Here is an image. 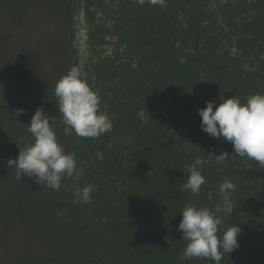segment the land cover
Here are the masks:
<instances>
[{
    "label": "trees",
    "instance_id": "1",
    "mask_svg": "<svg viewBox=\"0 0 264 264\" xmlns=\"http://www.w3.org/2000/svg\"><path fill=\"white\" fill-rule=\"evenodd\" d=\"M166 4L82 0L94 49L82 70L113 127L95 139L66 136L82 175L42 196L48 222L34 264H45L44 247L53 248L52 264H215L180 259L187 242L177 228L186 206L222 202L225 179L235 185L234 210L221 215L218 236L230 226L241 232L220 264H264V167L202 131L198 115L206 101L264 94V0ZM70 57L66 73L78 65ZM197 156L206 183L194 196L181 185ZM88 184L91 202L73 203Z\"/></svg>",
    "mask_w": 264,
    "mask_h": 264
},
{
    "label": "rangeland",
    "instance_id": "2",
    "mask_svg": "<svg viewBox=\"0 0 264 264\" xmlns=\"http://www.w3.org/2000/svg\"><path fill=\"white\" fill-rule=\"evenodd\" d=\"M64 1L0 0V264H34L36 235L48 222L42 196L50 188L27 177L17 180L7 161L18 156L19 145L32 142L26 124L38 108L59 115L54 87L66 74L70 54L85 71L94 58L82 0H67L66 25L54 19ZM21 108L24 113L16 116ZM53 127L66 148L63 126L56 121ZM41 253L45 264H52L53 248Z\"/></svg>",
    "mask_w": 264,
    "mask_h": 264
},
{
    "label": "clouds",
    "instance_id": "3",
    "mask_svg": "<svg viewBox=\"0 0 264 264\" xmlns=\"http://www.w3.org/2000/svg\"><path fill=\"white\" fill-rule=\"evenodd\" d=\"M133 2L167 7L166 0ZM54 95L59 115H45L44 109L38 108L30 123L26 124L27 131L33 137L32 142L24 147L19 145L18 156L8 159L7 165L15 168L17 180L27 177L34 179L38 185L59 192L65 178L75 177L79 180L82 170L78 169L74 154L68 153L59 142L53 127L55 122L59 121L63 126L65 136L75 134L81 138L93 139L111 131L113 125L107 114L98 111L99 96L89 86L80 66L73 65L57 80ZM221 100L218 106H215V101H206V107L198 110L202 131L213 138H224L233 145L235 155L255 160L264 167V94H251L244 103L235 96ZM24 111L22 108L17 109L15 115L19 116ZM228 155L229 153L223 152L212 156L217 164H223ZM204 163V159L197 156L193 163L184 165L188 177L181 185V191H190L194 196L199 194L201 186L206 183L200 170ZM234 190L235 185L225 179L219 184L222 202L216 204L214 209L197 208L194 205L182 209V219L177 231L182 233L181 239L187 243L180 259L206 258L220 264L225 253L229 255L239 247L237 238L241 227H227L218 236L221 215L233 213L234 204L230 194ZM93 191L91 184L78 188L74 193L73 203H90Z\"/></svg>",
    "mask_w": 264,
    "mask_h": 264
},
{
    "label": "flooded vegetation",
    "instance_id": "4",
    "mask_svg": "<svg viewBox=\"0 0 264 264\" xmlns=\"http://www.w3.org/2000/svg\"><path fill=\"white\" fill-rule=\"evenodd\" d=\"M64 5L67 8V0H66V2L64 1L63 4L61 3L60 7L57 6L55 8L54 14H53L54 19L57 20V22L62 24V25H66V16H67V13L65 12Z\"/></svg>",
    "mask_w": 264,
    "mask_h": 264
}]
</instances>
